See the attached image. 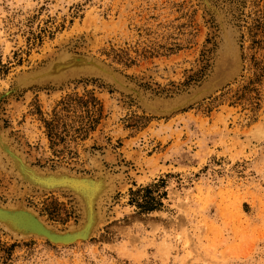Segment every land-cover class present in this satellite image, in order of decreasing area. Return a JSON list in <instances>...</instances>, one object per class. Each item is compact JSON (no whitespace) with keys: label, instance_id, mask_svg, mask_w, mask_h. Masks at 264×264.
Segmentation results:
<instances>
[{"label":"rangeland","instance_id":"rangeland-1","mask_svg":"<svg viewBox=\"0 0 264 264\" xmlns=\"http://www.w3.org/2000/svg\"><path fill=\"white\" fill-rule=\"evenodd\" d=\"M207 1L0 0V132L37 171H109L116 185L84 239L1 224L0 264H264V138L246 136L264 125V0ZM225 30L239 68L221 62ZM62 53L115 81L85 69L20 81ZM5 161L0 207L77 229L73 191L27 185Z\"/></svg>","mask_w":264,"mask_h":264},{"label":"bare ground","instance_id":"bare-ground-1","mask_svg":"<svg viewBox=\"0 0 264 264\" xmlns=\"http://www.w3.org/2000/svg\"><path fill=\"white\" fill-rule=\"evenodd\" d=\"M206 2H208V1L206 0ZM208 5L210 6L209 2H208ZM218 17H219V15H218ZM227 29L229 30V28H227ZM223 35H224L225 44H224V46L222 48V52H221V59H222L221 62L226 60V62H224V63L228 64V66L231 64H233V65L236 64L235 66L237 67V65H238V68H239V65H241L240 60H239L240 49L238 51L239 47L235 45L236 43L234 44L233 38H231V36L228 34V32L226 30H225ZM89 56H91V55H89ZM102 63H101V61L97 60L94 57L91 58V57H85V56L84 57L83 56H77V55L69 54V53L68 54L62 53L58 58H56L55 60H52L44 69L37 70V71L31 72L29 74H26L20 78V81L27 83V82H30L34 79H39V77H42L43 75L56 76V77L61 78L64 74L74 72L75 70H79V69L94 71V72H96V74L104 76L106 79L108 78V79L115 81V76H114L115 73L111 69L106 67L104 65L105 63L104 64H102ZM119 82H120L119 84L121 86H123L122 82L121 81H119ZM18 83L20 84V82H18ZM254 126H255V124H254ZM254 126H253L252 130H251V128H249L250 132H247L246 136L248 139L257 138V142H258L260 139L264 138V125L263 124L260 125L259 123H257L256 126L255 127ZM242 133H244V132H242ZM4 135L0 132V150H1L0 154L3 155L4 158L6 159L5 162H7L8 164H12V166H11L12 169L11 168L10 169L12 171L15 170L17 176L19 178H21L23 181H26L27 185L28 184H30V185L34 184L35 185L36 182L40 184V181L42 180L44 175H46V174L52 175L53 174L52 172L51 173H47V172L43 173L44 171L43 172L41 171L42 172L41 173L40 170L37 171V169L30 167L28 165V163H26L24 161L23 157L21 156V152H17L15 150L16 148L14 149L13 146H10L11 144L10 145L8 144L9 141L7 142L6 134H4ZM237 140H239V139H237ZM99 165L100 164H97V166H99ZM99 168H101V167H99ZM101 170H103V169H101ZM107 173L102 172V174L98 178L97 177L95 178L93 176L92 179H90L89 177H83V179H81L80 177H82V176H76V178L78 180H81V181H79L78 183L76 182V185L74 184L73 187H71V188H72L74 195L76 196V198L79 202V205L82 209V218H81L82 222L80 221L81 224L79 227H78V224L80 222L77 224V226H76L77 229H75V230L72 228V227H74L72 225V227L68 229L69 230L68 232L80 231V230L81 231L89 230V235H90L92 230H94V228L97 227L96 224L99 222L101 217L103 219L104 216H102L103 215L102 214V203L104 201L108 200L109 193L113 192L112 189H113V184H114L113 175L111 176L110 174H107ZM54 175H56V174H54ZM59 175L60 174H57V176H59ZM62 175H64V174H62ZM97 175H98V173H97ZM66 176H70V175L66 174ZM72 176H74V175H72ZM86 178H87V181H84V180H86ZM66 179H69V178H66ZM50 180H51V177H48L47 183H50ZM115 187H116V185H115ZM41 188H43V187H41ZM50 188H53V187H49L47 189H50ZM63 189H66V188H63ZM15 208L21 209L23 211L26 210V211H25V213L22 212L19 214H13L12 216H10V219H6V222L0 223V225L2 224L4 226V228H7V230H10L14 235H17L18 237L28 236V234L25 235V234H18L17 233L19 230L22 231V229L24 230L25 228H28V227L29 228L33 227V228L38 229V230L39 229L44 230L43 224L46 226V223H44L38 217L36 218L32 214V212L35 213L34 211L28 210L29 208H27V207L24 209L22 206H19V205H17V206L11 205L10 207H8V210L15 209ZM0 214L3 215L5 213L0 212ZM50 227H52V226H50ZM50 227L47 226L48 229ZM51 229H49V230H51ZM15 230H18V231H15ZM40 238H42V237H40ZM59 244H61V243H59ZM66 244H68V243H66Z\"/></svg>","mask_w":264,"mask_h":264},{"label":"water","instance_id":"water-1","mask_svg":"<svg viewBox=\"0 0 264 264\" xmlns=\"http://www.w3.org/2000/svg\"><path fill=\"white\" fill-rule=\"evenodd\" d=\"M102 64H104V63H102ZM104 65L106 67H108L106 64H104ZM108 68L111 69L110 67H108ZM48 177H51L50 183H47ZM66 178H69V179H66ZM80 178L83 179V177H80ZM90 179H92V178H90ZM79 181H81V180H78L76 178V176H72V175L66 176V174H64V175L60 174L59 176H57L54 174H52V175L46 174L43 176L42 180L40 181V184L36 182L35 185L41 186V187H46V188H49V187L67 188V189H70L71 191H73L71 187H73L74 184L76 185V182L78 183ZM84 181H87V178ZM25 211L26 210L23 211L21 209H10V210H8V208L0 207V212L5 213L3 215L0 214V223L6 222V219H10V216H12L13 214H19L22 212L25 213ZM32 214L37 218V215H35L33 212H32ZM43 226H44L43 227L44 230H41V229L38 230V229H35L33 227H31V228L28 227V228H25L24 230L22 229V231L21 230H19V231L15 230V231H18L17 232L18 234H25V235L28 234V235H35V236L44 237L49 242L61 243V244L72 243L74 241L84 239L89 234V230H85V231L80 230V231H72V232H68V231L59 232V231L53 230L51 228H49V229H51V230H49L47 228V225L45 226L43 224Z\"/></svg>","mask_w":264,"mask_h":264}]
</instances>
